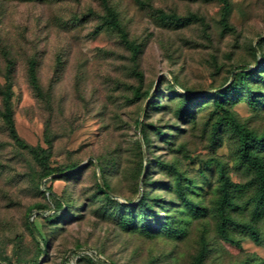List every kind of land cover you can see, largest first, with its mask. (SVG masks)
Masks as SVG:
<instances>
[{"label":"rangeland","instance_id":"obj_1","mask_svg":"<svg viewBox=\"0 0 264 264\" xmlns=\"http://www.w3.org/2000/svg\"><path fill=\"white\" fill-rule=\"evenodd\" d=\"M226 2L225 28L220 0H0V89L17 135L46 151L40 164L14 143L0 94V264H264L234 132L264 133V0ZM232 82L249 91L228 116L213 95ZM223 177L240 186L229 217L260 242L218 233Z\"/></svg>","mask_w":264,"mask_h":264},{"label":"trees","instance_id":"obj_2","mask_svg":"<svg viewBox=\"0 0 264 264\" xmlns=\"http://www.w3.org/2000/svg\"><path fill=\"white\" fill-rule=\"evenodd\" d=\"M223 3V10H222V15H221V23L223 26L226 28L227 27V17H228V4L226 0H220ZM107 24L113 28L118 27V22L116 17L113 14L109 15V18L107 20ZM123 42L125 45L129 48V50L134 53L135 52V47L134 45L128 43L126 39H123ZM35 65L32 63L31 68H30V80L32 84L36 88L35 84ZM249 74L245 71H241L236 74L240 78V80L246 78ZM241 87L242 89H246L247 91L248 88L243 85V83L238 82L236 84L235 82L229 83L227 86L220 88L214 93V99L219 108H222V110L226 113V115L230 116L228 112L223 109V106L225 104L226 98H229L233 95L235 89L238 87ZM0 94L2 96V104H3V114H2V119L3 122L6 126V129L9 133V136L11 139L14 141V143L20 147L21 149L28 150L29 153L33 156V158L38 161L40 164H44L46 161V151L32 147L27 145L20 137L17 135L14 125H13V120H12V112L10 108V86L9 84L5 86V88H2V91L0 89ZM234 132L237 137V143H238V148H237V154L238 158L242 163L247 164L252 170L254 174V182L257 185V192L254 195V205L255 209L258 211L261 208H264V160L257 156L256 152L260 151L261 149L264 150V133L261 135L257 136L255 135L252 131H249L245 127L235 124L234 126ZM63 170H58V169H46V171L43 174V178H47L53 174H61ZM53 179V178H50ZM222 183L220 186V195L218 198V201L216 203L215 207V214L217 218V229L218 233L226 239V233L227 229L231 226L236 229H239L245 233H247L250 238L254 242H260V237L259 233L254 225L251 223H238L234 222L230 217H229V209L232 206V191L240 188L238 184L231 183L227 178L222 179ZM175 188L178 192V195L180 197H183L182 193V187L180 185V178L177 177L175 181ZM100 191L108 196V191L109 187L107 184L103 183V188H100ZM47 191L50 192V187L46 188ZM185 200V199H184ZM147 229L151 228V225L149 223H146ZM168 227V225H167ZM47 246L46 242H43V249L40 251L42 253L45 252V248ZM202 253H200L196 259H195V264H202ZM84 259H86L88 262L92 263L93 259L90 258L89 256H83ZM65 264V263H63Z\"/></svg>","mask_w":264,"mask_h":264}]
</instances>
